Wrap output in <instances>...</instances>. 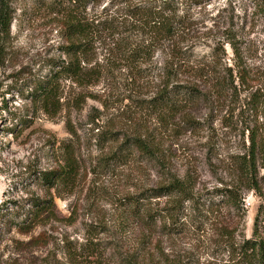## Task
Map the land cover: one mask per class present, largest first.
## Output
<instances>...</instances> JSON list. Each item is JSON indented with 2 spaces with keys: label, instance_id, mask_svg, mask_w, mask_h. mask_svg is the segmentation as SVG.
<instances>
[{
  "label": "rangeland",
  "instance_id": "rangeland-1",
  "mask_svg": "<svg viewBox=\"0 0 264 264\" xmlns=\"http://www.w3.org/2000/svg\"><path fill=\"white\" fill-rule=\"evenodd\" d=\"M7 1L16 13L0 59V264H254L241 247L255 239L259 197L246 192V208L238 212L216 191L233 179L232 159L248 144L249 103L264 93V18L255 13L256 1L201 0L192 7L189 65L195 69L182 71L174 84L202 96L166 117L146 103L168 61L161 49L144 68L151 70L148 78L131 84L124 67L113 80L87 88L61 80L57 108H41L36 83L52 60L65 59L60 22L47 11L48 0ZM123 1L103 0L87 14L104 20L106 8L123 12ZM138 136L153 142L152 160L135 153L103 166L128 137ZM68 149L80 169L76 186L50 191L34 171L59 169ZM175 181L192 194L153 199L145 209L152 218L128 211L129 198ZM33 199L53 200L57 218L23 235L13 222L29 221Z\"/></svg>",
  "mask_w": 264,
  "mask_h": 264
},
{
  "label": "trees",
  "instance_id": "trees-1",
  "mask_svg": "<svg viewBox=\"0 0 264 264\" xmlns=\"http://www.w3.org/2000/svg\"><path fill=\"white\" fill-rule=\"evenodd\" d=\"M102 1L48 0L45 7L50 15H55L59 20L64 35L65 45L62 52L65 59L51 61L49 74L38 81L33 90L34 102L41 108L55 109L61 98V80L87 88L99 84L102 80H113L116 78V72L124 67L129 71L127 77L131 79V84H135L137 78L152 76L151 70L144 68L153 63L152 59L160 49L168 57V61L158 68L160 73L157 92L146 102L148 107L166 117L176 116L187 106L199 102L202 95L196 89L174 84V79L178 78L182 71L195 69L189 65V55L193 47L189 37L190 10L193 6H200L202 1L138 0L137 3L126 4L129 1L125 0L126 2H122L126 5L123 12L112 15L108 14L109 10L106 8L104 20H93L87 14V9L89 6L101 4ZM255 1V13L264 18V0ZM11 4V1L0 0V59L6 55V42L11 36L15 20L16 11ZM133 33L142 35L137 43L132 40ZM228 34H232L231 31ZM102 37L104 41L108 40L103 45ZM99 50L102 57H99ZM247 111L249 115L243 121V132L247 134L245 137L248 144L243 152L232 159L233 179L216 192L222 195V203L238 212L243 210V206L246 208V192L259 197L260 205L253 233L255 239L244 241L241 254L246 258V262L264 264V124L260 122V116L264 115V93L252 95ZM14 132L15 129H10L9 133L14 135ZM122 144L120 152L104 159L103 166L123 164L135 153L147 160H152L155 156L153 142L148 138L128 137ZM63 161L64 165L59 169L38 175H35L37 171H34L35 179L45 184L50 191L56 187L74 188L80 175L75 152L66 150ZM191 194L188 185L175 181L167 186L146 190L142 193V198L131 197L126 203L128 211L138 214L145 212L148 218H152L150 210L145 209L153 199L171 195L186 198V195ZM55 212L53 200L33 199L29 221L19 224L13 222V225L18 228V232L28 235L41 220L56 219ZM169 219L176 221V215L170 214ZM43 236H39V239Z\"/></svg>",
  "mask_w": 264,
  "mask_h": 264
},
{
  "label": "built area",
  "instance_id": "built-area-1",
  "mask_svg": "<svg viewBox=\"0 0 264 264\" xmlns=\"http://www.w3.org/2000/svg\"><path fill=\"white\" fill-rule=\"evenodd\" d=\"M246 202V201H245ZM247 205V204H246ZM248 205H249V203H248Z\"/></svg>",
  "mask_w": 264,
  "mask_h": 264
}]
</instances>
